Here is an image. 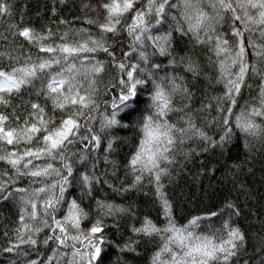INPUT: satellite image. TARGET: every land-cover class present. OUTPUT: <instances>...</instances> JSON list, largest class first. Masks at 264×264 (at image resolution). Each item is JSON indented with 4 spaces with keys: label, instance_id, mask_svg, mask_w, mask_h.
<instances>
[{
    "label": "snow or ice",
    "instance_id": "snow-or-ice-1",
    "mask_svg": "<svg viewBox=\"0 0 264 264\" xmlns=\"http://www.w3.org/2000/svg\"><path fill=\"white\" fill-rule=\"evenodd\" d=\"M68 4L0 0V264H264V0ZM192 164L232 186L203 215Z\"/></svg>",
    "mask_w": 264,
    "mask_h": 264
},
{
    "label": "trees",
    "instance_id": "trees-1",
    "mask_svg": "<svg viewBox=\"0 0 264 264\" xmlns=\"http://www.w3.org/2000/svg\"><path fill=\"white\" fill-rule=\"evenodd\" d=\"M17 4L23 8L24 4L29 5L28 15L25 17H32L35 20L36 12L39 9L41 13H44L45 19L50 18V13H48L45 5H51L53 0H16ZM80 0H75V4L79 5ZM85 2H90L93 6L96 4V0H85ZM90 16H95L94 12L88 13ZM61 15L71 22L70 27L72 28H81L88 27L83 23L82 19H77V17H82L84 12L78 7L73 5V0H69L68 7L61 12ZM95 31V29H93ZM222 87V86H218ZM240 155L241 159L243 158V152L241 150L233 149V157ZM191 168V173H185L182 177L177 178L178 182L176 185L170 186L169 195L174 196L178 209H184L187 214L188 210H191L193 214H205L206 209H213L214 205H219L220 201L224 196L228 195L232 186L228 184L227 186L218 184L217 181L204 180L203 183H193V176L197 171L198 165L192 164L189 165ZM257 171L254 177H249V181L253 187V190L264 189L260 188L261 182V172L259 171L260 165H256ZM123 178V177H121ZM211 184V186H209ZM232 195H235V192L232 191ZM119 200V198L117 197ZM243 200V197L241 198ZM137 204L140 206L142 212L150 213L153 218L156 216L157 205H154L149 197H145L142 193H138L135 197ZM214 210V209H213ZM181 215L180 211H177V216ZM5 217H10V213L7 208H0V233L4 229V219ZM248 220H242L241 225L247 227ZM207 222H205V230ZM0 243H3V236L0 235Z\"/></svg>",
    "mask_w": 264,
    "mask_h": 264
}]
</instances>
